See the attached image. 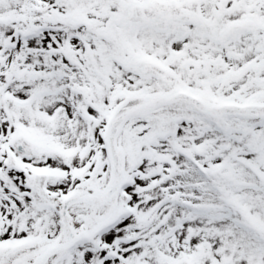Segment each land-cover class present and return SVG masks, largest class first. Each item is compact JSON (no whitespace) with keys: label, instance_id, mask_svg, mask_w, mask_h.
<instances>
[{"label":"snow or ice","instance_id":"6c2138e0","mask_svg":"<svg viewBox=\"0 0 264 264\" xmlns=\"http://www.w3.org/2000/svg\"><path fill=\"white\" fill-rule=\"evenodd\" d=\"M0 264H264V0H0Z\"/></svg>","mask_w":264,"mask_h":264}]
</instances>
